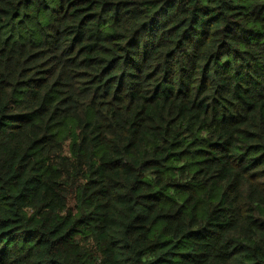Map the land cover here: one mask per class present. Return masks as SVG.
<instances>
[{
  "label": "trees",
  "instance_id": "obj_1",
  "mask_svg": "<svg viewBox=\"0 0 264 264\" xmlns=\"http://www.w3.org/2000/svg\"><path fill=\"white\" fill-rule=\"evenodd\" d=\"M0 264H264V0H0Z\"/></svg>",
  "mask_w": 264,
  "mask_h": 264
}]
</instances>
